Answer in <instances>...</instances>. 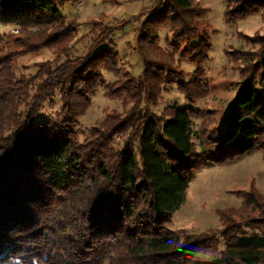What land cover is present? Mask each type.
<instances>
[{
	"label": "trees",
	"instance_id": "1",
	"mask_svg": "<svg viewBox=\"0 0 264 264\" xmlns=\"http://www.w3.org/2000/svg\"><path fill=\"white\" fill-rule=\"evenodd\" d=\"M82 1L0 0V27L19 28L16 38L0 36V264H264V198L253 185L232 192L242 205L217 211L219 228L169 229L196 173L253 154L264 161V33H238L256 51H226L243 85L221 125L210 130L204 121L197 151L192 119L201 112L191 107L207 93L210 45L205 10L191 0H158L139 27L140 76L106 46L110 28L77 58L16 74L21 56L69 50L78 23L61 8ZM223 12L228 22L264 18V0H226ZM163 30L167 53L157 46ZM175 56L193 71L177 69ZM166 85L188 107L153 114ZM99 88L129 108L108 113L79 141V119ZM56 94L59 109L40 119ZM204 253L218 258L194 259Z\"/></svg>",
	"mask_w": 264,
	"mask_h": 264
},
{
	"label": "rangeland",
	"instance_id": "2",
	"mask_svg": "<svg viewBox=\"0 0 264 264\" xmlns=\"http://www.w3.org/2000/svg\"><path fill=\"white\" fill-rule=\"evenodd\" d=\"M158 0H83L79 5L66 2L61 8L65 21L78 23L76 37L69 50L58 56L51 49L42 48L38 52L24 55L14 61L17 75H33L37 71L36 64L49 61L52 68L59 66L68 59L83 55L93 44L98 35L105 29L113 30L107 47H113L119 55L121 65L133 76L142 73V56L138 50L137 35L139 27L150 16ZM205 10L202 17L208 27L210 51L205 65L207 93L196 101L191 108L200 111V117L192 119V142L196 150H200L198 131L204 121L210 124V130L221 125L225 113L236 94L243 85L239 76V67L226 57L231 49L256 51L257 45L249 44L238 36L243 33L252 36L264 33V18L261 14L245 20L228 22L224 18L226 0H191ZM98 24V25H96ZM17 30V33L14 31ZM19 28L15 26L0 27L3 39L16 38ZM166 30L158 34L157 46L161 52L167 53L165 39ZM168 59V57H167ZM173 64L177 69L191 73L193 66L175 56ZM105 83L114 81V77L103 72ZM176 106L179 109L188 107L183 96L176 87L166 85L161 99L156 106L150 107L153 114H162L166 108ZM60 107L58 96L44 105L39 118L45 119ZM129 105L123 99H110L103 88L91 98L89 108L80 117L78 124L79 141L87 134L89 128L97 125L111 112L124 113ZM143 109V106H140ZM253 187L264 198V161L259 154H253L223 166H209L196 173L185 192V202L174 214L169 229L179 232L185 230L190 234H199L209 229L219 228L217 211L237 209L242 201L232 194L237 190H248ZM222 249V246L220 247ZM218 254H198L194 259L211 261Z\"/></svg>",
	"mask_w": 264,
	"mask_h": 264
},
{
	"label": "built area",
	"instance_id": "3",
	"mask_svg": "<svg viewBox=\"0 0 264 264\" xmlns=\"http://www.w3.org/2000/svg\"><path fill=\"white\" fill-rule=\"evenodd\" d=\"M14 33H17V30H15Z\"/></svg>",
	"mask_w": 264,
	"mask_h": 264
}]
</instances>
